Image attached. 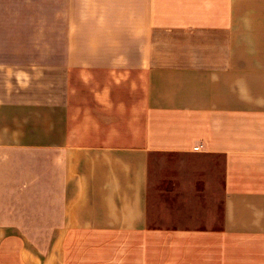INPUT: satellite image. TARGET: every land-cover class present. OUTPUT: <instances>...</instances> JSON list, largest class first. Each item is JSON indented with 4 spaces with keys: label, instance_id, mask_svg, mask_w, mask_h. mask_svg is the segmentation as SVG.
Masks as SVG:
<instances>
[{
    "label": "crops",
    "instance_id": "obj_1",
    "mask_svg": "<svg viewBox=\"0 0 264 264\" xmlns=\"http://www.w3.org/2000/svg\"><path fill=\"white\" fill-rule=\"evenodd\" d=\"M0 264H264V0H0Z\"/></svg>",
    "mask_w": 264,
    "mask_h": 264
}]
</instances>
